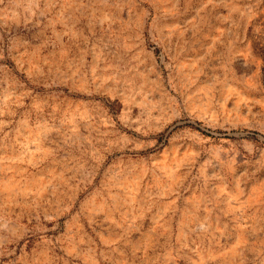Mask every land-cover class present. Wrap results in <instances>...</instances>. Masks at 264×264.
Listing matches in <instances>:
<instances>
[{
	"label": "rangeland",
	"instance_id": "obj_1",
	"mask_svg": "<svg viewBox=\"0 0 264 264\" xmlns=\"http://www.w3.org/2000/svg\"><path fill=\"white\" fill-rule=\"evenodd\" d=\"M0 264H264V0H0Z\"/></svg>",
	"mask_w": 264,
	"mask_h": 264
}]
</instances>
